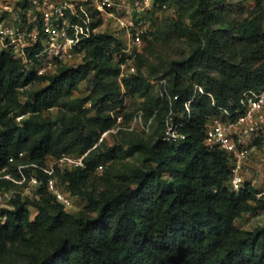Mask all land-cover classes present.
Segmentation results:
<instances>
[{
    "label": "trees",
    "instance_id": "trees-1",
    "mask_svg": "<svg viewBox=\"0 0 264 264\" xmlns=\"http://www.w3.org/2000/svg\"><path fill=\"white\" fill-rule=\"evenodd\" d=\"M174 1L190 11L189 25L177 27L190 41L189 51L159 67V96L152 95L150 82L156 66L144 74L136 65L134 74L118 81V62L109 50L120 43L108 32L92 34L82 42L81 62L62 64L53 74L22 69L20 60L0 52V169L18 177L21 164L86 152L84 167L60 174L85 204L69 212L43 183L36 199L16 195L0 220V264H264V194L257 196L260 190L245 177L231 191L227 153L204 143L216 107L229 108L243 91L264 85L262 6L237 19L232 14L241 10L226 0ZM82 81L89 96L73 97ZM33 82L46 85L23 97ZM132 97L141 98L137 110L144 122L155 124L150 139L102 148V138L92 147L115 125L116 115L123 124L130 120L125 100ZM53 107L54 118L45 114ZM20 111L28 115L16 121ZM167 124L184 138L164 139ZM134 153L141 155V166L115 175L105 170L102 190L88 189L96 169ZM11 186L0 179V187ZM257 213L263 223L242 226L245 215Z\"/></svg>",
    "mask_w": 264,
    "mask_h": 264
},
{
    "label": "built area",
    "instance_id": "built-area-1",
    "mask_svg": "<svg viewBox=\"0 0 264 264\" xmlns=\"http://www.w3.org/2000/svg\"><path fill=\"white\" fill-rule=\"evenodd\" d=\"M259 3L264 27V0ZM163 7L154 0H26L22 4L0 0V52L20 60L22 69L34 70L38 75L53 74L62 64L75 65L82 60V42L92 34L108 32L120 43L117 50H114L115 44L109 50L118 62L120 81L136 72L135 58L141 53L145 37L151 30V14ZM158 82L163 84L164 79ZM190 103L191 100L184 103L188 111ZM27 115V111H20L14 118L20 121ZM141 117V110H137L133 121ZM132 128L133 124H123L121 116L116 115L115 125L102 132L92 147L109 133ZM163 138L178 143L184 136L175 126L167 124ZM204 143L227 153L228 187L231 191H238L244 183V172L251 157L264 154V85L256 90L243 91L229 108L216 107L206 121ZM85 154L46 156L42 164H21L18 177L5 172V167L0 169V179L12 183L9 188L0 187V220L6 218V210L13 208L16 195L38 198L41 183L64 209L72 207L78 198L70 193L60 174L67 168L84 167ZM28 167L32 168L29 174L24 171ZM37 170L45 175L44 179L39 177ZM261 194L264 190H260L257 196ZM261 216L263 218V214Z\"/></svg>",
    "mask_w": 264,
    "mask_h": 264
},
{
    "label": "rangeland",
    "instance_id": "rangeland-1",
    "mask_svg": "<svg viewBox=\"0 0 264 264\" xmlns=\"http://www.w3.org/2000/svg\"><path fill=\"white\" fill-rule=\"evenodd\" d=\"M12 4H22L26 0H9ZM76 2L77 0H70ZM234 10H241L239 12L234 11L232 17L241 19L246 17L248 12L254 10L258 7V0H226ZM164 7L158 8L154 13L151 14V33L148 34L145 38V45L141 51L140 57L135 58V66L145 74L147 71L156 66L166 67L170 61L182 59L187 56L189 51V40L186 36H183L178 32L177 27L180 28V25L188 26L189 25V12L183 9L178 5L174 0H165ZM237 12V13H236ZM22 19V18H21ZM182 27V26H181ZM83 55V53H82ZM82 58V56H81ZM81 60H78L80 63ZM142 62V63H141ZM75 64V65H76ZM139 64H141L139 66ZM71 65V64H68ZM163 69V68H162ZM162 69L159 68L155 72L154 77L150 78L152 85V95L159 96L161 94L159 85L156 83V79L161 76ZM46 85L45 82H33L26 86L21 95L26 97L32 91L38 90ZM90 94L87 84L85 81L80 82L76 91L73 94V97H88ZM141 98L132 97L126 98L125 100V112L129 113L131 116L130 120L126 121L125 125L133 124L131 130H122V133H109L107 134L102 141V148L113 146L115 143H123L128 140H142L148 141L151 137L152 130L155 127V124L151 121L148 122V127L144 122L143 117L139 120L136 118L133 121V116L137 109L139 108L138 103ZM86 107H90V103H86ZM93 109V108H92ZM91 114L94 110L90 111ZM58 113V108L53 107L45 114L50 115L52 118L56 117ZM132 121V122H130ZM130 122V123H128ZM142 158L138 153L119 159L117 162L106 166L99 167L94 171L92 177L88 182V189H91L93 186L97 190H102V179L101 176L105 170L110 169V172L115 174H121L124 171H127L129 168L141 166ZM106 168V169H105ZM245 178L247 180H252L254 185L257 186L260 190H264V154L258 153L253 155L249 161V165L244 172ZM247 176V177H246ZM114 179V177H113ZM85 204V201L81 198L76 200L74 205L68 209L69 212H75L80 209ZM31 215L34 213V209L30 208ZM263 223L261 214L254 215L253 219L250 216H244L241 220V224L245 228H252L253 226Z\"/></svg>",
    "mask_w": 264,
    "mask_h": 264
},
{
    "label": "crops",
    "instance_id": "crops-1",
    "mask_svg": "<svg viewBox=\"0 0 264 264\" xmlns=\"http://www.w3.org/2000/svg\"><path fill=\"white\" fill-rule=\"evenodd\" d=\"M244 177H245V175H244ZM246 177H247V176H246ZM245 180H246V181H249L252 185H254V183H253L252 180H247L246 178H245ZM254 187H255L256 189H259V188H258L257 186H255V185H254ZM259 190H260V189H259Z\"/></svg>",
    "mask_w": 264,
    "mask_h": 264
}]
</instances>
